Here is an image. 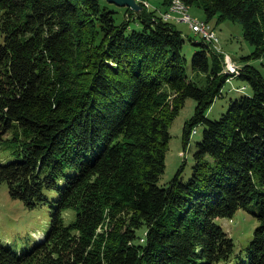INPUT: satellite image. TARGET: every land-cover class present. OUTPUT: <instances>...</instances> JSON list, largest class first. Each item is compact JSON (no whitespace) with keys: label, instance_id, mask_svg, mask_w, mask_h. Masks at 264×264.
<instances>
[{"label":"trees","instance_id":"1","mask_svg":"<svg viewBox=\"0 0 264 264\" xmlns=\"http://www.w3.org/2000/svg\"><path fill=\"white\" fill-rule=\"evenodd\" d=\"M180 2L242 25L255 49L238 75L201 39V79L189 77L182 32L154 11L124 7L137 17L116 24L104 0H0V135L15 142L0 183L51 210L44 241L29 253L0 241V264H264V80L249 63L264 58V0ZM230 77L250 93L209 120ZM188 98L184 142L204 126L192 172L161 188L168 127ZM249 205L258 225L236 253L217 221Z\"/></svg>","mask_w":264,"mask_h":264},{"label":"rangeland","instance_id":"2","mask_svg":"<svg viewBox=\"0 0 264 264\" xmlns=\"http://www.w3.org/2000/svg\"><path fill=\"white\" fill-rule=\"evenodd\" d=\"M136 1L142 6L143 10L154 11V15L175 24L176 28L182 32L184 39L182 52L187 60V74L194 80L201 79V75L198 76L191 69L193 55L198 49L193 42L200 41L201 36L192 32L187 24L180 22V20L187 17L192 20L206 21L203 10L195 4L183 7L184 5L175 0H172L167 6L161 0ZM108 7L116 12L113 15L116 24H122L127 19L137 17L134 14H129L124 7L120 8L115 5H109ZM206 22L213 32V41L214 45L217 46V52L230 57L233 63L237 62L238 65H241L240 62H243L244 58L254 51V45L243 36V27L240 23L228 19L218 21L217 17H213ZM131 24L133 23L131 22ZM263 61L264 58L251 59L249 63L260 72L264 80ZM243 85V82L238 78H230L223 87V95L216 98L206 112V118L209 120L219 119L226 112L233 99L242 93H250L248 87L244 91L238 92L237 88ZM195 106V100L186 99L183 108L169 124L170 139L165 157V169L157 183L161 188H165L178 171H180L184 181L192 172L193 154L196 151V143L201 141L204 126L201 124L196 125L186 142L183 138V128L185 123L193 116ZM12 136L13 130L8 135H0V161H3V164L7 157L13 156L11 151L13 150L12 144H15V142L8 141ZM50 211L49 205L28 209L20 200L12 199L9 196L6 183H0V241L5 245H9L17 253H29L36 244L44 241L49 227ZM63 214L64 224L68 225L74 219V213L68 210ZM254 214H256L255 207L249 205L246 209L238 210L231 219H219L217 221L229 237L233 239L236 253L248 244L254 229L258 225Z\"/></svg>","mask_w":264,"mask_h":264},{"label":"built area","instance_id":"3","mask_svg":"<svg viewBox=\"0 0 264 264\" xmlns=\"http://www.w3.org/2000/svg\"><path fill=\"white\" fill-rule=\"evenodd\" d=\"M175 8V7H174ZM180 22H186L189 29L194 32L196 35L201 36V39L206 41L210 46L215 47V51H217V46L214 45V38H213V32L210 29H206L205 27H200L199 20H192L187 17H183V19L180 20ZM223 55V54H222ZM222 63H223V69L222 73L226 74L228 71H241V68H233V60L228 59L223 55ZM238 92L244 91L246 89V86L243 85L242 87L237 88Z\"/></svg>","mask_w":264,"mask_h":264},{"label":"water","instance_id":"4","mask_svg":"<svg viewBox=\"0 0 264 264\" xmlns=\"http://www.w3.org/2000/svg\"><path fill=\"white\" fill-rule=\"evenodd\" d=\"M104 1L120 8L123 7L129 8L134 12H139L142 10V6H140L136 0H104Z\"/></svg>","mask_w":264,"mask_h":264},{"label":"bare ground","instance_id":"5","mask_svg":"<svg viewBox=\"0 0 264 264\" xmlns=\"http://www.w3.org/2000/svg\"><path fill=\"white\" fill-rule=\"evenodd\" d=\"M175 1H178L181 5H183L181 2H180V0H175ZM181 5H179V6H181ZM183 7H185V5L183 6ZM187 7V6H186ZM180 8V7H179ZM189 15V14H188ZM185 24H186V22H184ZM199 24H200V27H205L206 29H210L209 28V25L207 24V22L206 21H199ZM212 47V46H211ZM225 57H227L228 59H230V57H228V56H226L225 55ZM233 68H241V65H238L237 64V62L236 63H233ZM239 74V72L238 71H228V72H226V75L227 76H233V75H238ZM231 78V77H230Z\"/></svg>","mask_w":264,"mask_h":264}]
</instances>
